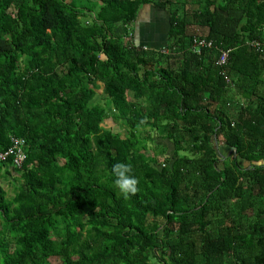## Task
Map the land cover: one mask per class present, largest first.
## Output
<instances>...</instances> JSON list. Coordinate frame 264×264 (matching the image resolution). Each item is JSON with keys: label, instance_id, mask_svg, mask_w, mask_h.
<instances>
[{"label": "trees", "instance_id": "1", "mask_svg": "<svg viewBox=\"0 0 264 264\" xmlns=\"http://www.w3.org/2000/svg\"><path fill=\"white\" fill-rule=\"evenodd\" d=\"M147 4L163 48L133 40ZM12 138L0 264H264V0H0V154Z\"/></svg>", "mask_w": 264, "mask_h": 264}, {"label": "crops", "instance_id": "2", "mask_svg": "<svg viewBox=\"0 0 264 264\" xmlns=\"http://www.w3.org/2000/svg\"><path fill=\"white\" fill-rule=\"evenodd\" d=\"M170 13L152 4L144 5L135 23L133 40L137 45L163 48L169 42Z\"/></svg>", "mask_w": 264, "mask_h": 264}, {"label": "built area", "instance_id": "3", "mask_svg": "<svg viewBox=\"0 0 264 264\" xmlns=\"http://www.w3.org/2000/svg\"><path fill=\"white\" fill-rule=\"evenodd\" d=\"M194 47L196 52H200L202 48H213L214 44L211 40H206L203 38H197L194 42ZM165 52L167 50H164ZM231 50H221V53L219 57L217 58V64L219 66H224L229 58V53ZM24 140L12 138V147L7 150L4 153L0 154L1 159H6L9 155H12L14 157V163L21 166V164L24 162L25 159V153H24Z\"/></svg>", "mask_w": 264, "mask_h": 264}, {"label": "clouds", "instance_id": "4", "mask_svg": "<svg viewBox=\"0 0 264 264\" xmlns=\"http://www.w3.org/2000/svg\"><path fill=\"white\" fill-rule=\"evenodd\" d=\"M112 172L115 176L114 183L123 193L124 198L128 199L131 195L138 192V179L130 175L131 165L126 163H116L112 167Z\"/></svg>", "mask_w": 264, "mask_h": 264}, {"label": "rangeland", "instance_id": "5", "mask_svg": "<svg viewBox=\"0 0 264 264\" xmlns=\"http://www.w3.org/2000/svg\"><path fill=\"white\" fill-rule=\"evenodd\" d=\"M81 3H83V1ZM86 3H87V1H86ZM189 8H190V6H189ZM98 92L100 94H102L103 93V88H101ZM105 125H106V127L112 128L114 131H118L119 130L120 132L122 131L123 134L126 133L125 129H121L118 125H114L113 122L111 121V119H107ZM158 133L159 132H157L156 135H159ZM167 145L169 146L168 153L170 154V156H172L174 148H173L172 144L168 143ZM222 154L225 155V156H228V155H230V150L225 147L222 150ZM162 157H163V155L160 156V158H162ZM246 165H248V163H246ZM0 183L3 185V188L7 191L8 195H12L13 194V192H14V190H13V188H14L13 181L1 179Z\"/></svg>", "mask_w": 264, "mask_h": 264}, {"label": "water", "instance_id": "6", "mask_svg": "<svg viewBox=\"0 0 264 264\" xmlns=\"http://www.w3.org/2000/svg\"><path fill=\"white\" fill-rule=\"evenodd\" d=\"M235 149V148H234Z\"/></svg>", "mask_w": 264, "mask_h": 264}]
</instances>
